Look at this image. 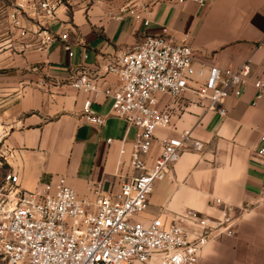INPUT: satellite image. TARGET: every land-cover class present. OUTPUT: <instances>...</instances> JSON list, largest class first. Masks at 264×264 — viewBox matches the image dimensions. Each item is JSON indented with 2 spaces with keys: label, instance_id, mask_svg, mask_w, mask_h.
<instances>
[{
  "label": "crops",
  "instance_id": "0c3cea01",
  "mask_svg": "<svg viewBox=\"0 0 264 264\" xmlns=\"http://www.w3.org/2000/svg\"><path fill=\"white\" fill-rule=\"evenodd\" d=\"M120 4L100 0L87 7L83 0H70L68 13L58 11L46 26L67 33L72 56L60 41L42 48L34 35L20 37L10 30L0 51V183L12 171L20 189L30 192L63 177L79 199L93 202L138 174L128 165L135 129L126 131L123 120L109 115L110 98L83 94L69 82L85 71L100 90L118 88V76L105 64L145 36L165 30L172 42H184L195 68L236 69L249 59L252 77L264 79V0H205L202 6L142 0L150 11L147 26L127 15L114 18ZM256 93L250 82L239 97L228 96L224 116L208 111L203 100L192 105L189 92L177 99L158 95V107L169 109L173 127L154 132L145 164L159 154L163 138L188 130L189 139L164 179L154 183L146 210L133 219L159 218L166 226L188 210L215 218V199L235 206L233 234L209 241L199 264H264V154H258L264 147L259 140L264 90L254 103ZM87 97L91 109L105 117L101 126L83 116ZM194 142L199 149L191 147Z\"/></svg>",
  "mask_w": 264,
  "mask_h": 264
},
{
  "label": "built area",
  "instance_id": "2783aa9c",
  "mask_svg": "<svg viewBox=\"0 0 264 264\" xmlns=\"http://www.w3.org/2000/svg\"><path fill=\"white\" fill-rule=\"evenodd\" d=\"M83 1L90 7L100 0ZM175 1L200 6L205 2ZM70 7V0H15L7 19L20 37L30 33L42 48L60 41L72 56L67 33L55 34L46 26L61 8L68 13ZM149 12L142 0H121L114 18L127 15L147 26ZM105 68L118 76V88L100 90L85 71L69 86L110 98L109 115L123 120L126 131L135 129L128 165L138 174L122 181L113 195L97 194L87 202L63 177L26 192L20 189L17 174L6 172L0 183V264H199L200 252L209 241L233 234L236 208L221 199H215L219 208L215 218L193 210L174 215L166 226L159 218L147 222L133 218L146 210L154 183L164 179L189 139L188 130L163 138L159 154L149 166L145 164L143 156L154 132L173 127L169 109L158 107V95L177 99L189 92L192 105L203 100L208 111L224 116V100L239 97L248 83L257 91L254 103L262 97L264 79L252 77L250 60L236 69L195 68L190 46L172 42L163 30L161 35L145 36ZM91 103L88 97L84 100L83 116L89 124L101 126L105 117L97 115ZM259 140L264 145V132ZM191 147L200 146L194 142ZM119 152L124 153L123 147ZM258 154H264V147Z\"/></svg>",
  "mask_w": 264,
  "mask_h": 264
},
{
  "label": "rangeland",
  "instance_id": "374dc122",
  "mask_svg": "<svg viewBox=\"0 0 264 264\" xmlns=\"http://www.w3.org/2000/svg\"><path fill=\"white\" fill-rule=\"evenodd\" d=\"M14 1L0 0V51L6 45V41L10 36L11 28L7 19V13L13 8Z\"/></svg>",
  "mask_w": 264,
  "mask_h": 264
}]
</instances>
